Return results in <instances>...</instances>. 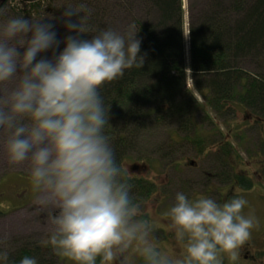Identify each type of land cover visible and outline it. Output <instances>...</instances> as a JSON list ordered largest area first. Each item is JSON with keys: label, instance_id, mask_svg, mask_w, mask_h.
<instances>
[{"label": "clouds", "instance_id": "1", "mask_svg": "<svg viewBox=\"0 0 264 264\" xmlns=\"http://www.w3.org/2000/svg\"><path fill=\"white\" fill-rule=\"evenodd\" d=\"M9 3L0 6V147L9 166L26 165L34 205L49 217L42 243L73 264H239L256 225L243 195L221 202L176 192L163 213L176 253L160 246L153 217L131 193L106 134L110 106L100 89L143 65L135 23L95 29L87 0H67L61 15L74 34L57 51L52 18L13 14ZM0 264L38 260L0 250Z\"/></svg>", "mask_w": 264, "mask_h": 264}, {"label": "trees", "instance_id": "2", "mask_svg": "<svg viewBox=\"0 0 264 264\" xmlns=\"http://www.w3.org/2000/svg\"><path fill=\"white\" fill-rule=\"evenodd\" d=\"M5 3L0 0V6ZM87 4L92 9L89 23L95 29L104 28L105 17L116 9L129 12L141 40V68L126 70L123 77L100 89L110 106L106 134L119 161L137 148L150 125L189 131L197 97L188 87V69L192 85L206 92L215 110L233 112L238 101L264 117V0H207L201 8L191 4L187 24L183 0H87ZM40 9L36 0L27 12ZM71 19L78 22L76 16ZM69 34L74 33L67 30ZM90 36L81 34V38ZM129 177L132 195L144 201L152 182L135 172ZM8 254L11 260L31 255L38 264H58L50 245L23 244Z\"/></svg>", "mask_w": 264, "mask_h": 264}, {"label": "rangeland", "instance_id": "3", "mask_svg": "<svg viewBox=\"0 0 264 264\" xmlns=\"http://www.w3.org/2000/svg\"><path fill=\"white\" fill-rule=\"evenodd\" d=\"M206 1L183 0L186 24L189 6L193 4L201 8ZM35 2L36 0H10L9 11L13 14L23 12L26 18L30 17L31 14L27 11ZM38 2L41 9L35 13L46 15L45 20L52 18L50 22L54 24L57 38L61 40L57 49L59 51L64 47L63 38L68 30L61 15L65 8L63 4L67 0ZM134 11H139L137 5ZM112 13L114 15H109V18L105 17L104 28L111 26L123 31L132 23L133 17L129 12L127 14L116 9ZM111 16L114 18H110ZM39 55L50 56L51 50L38 54L37 58ZM186 66H189L188 54ZM254 66L257 67L256 64ZM187 78L188 87L197 97L196 106L191 113L192 121L188 126L191 131L184 132V129L177 126L150 125L141 134L137 148L122 163L128 174L135 172L137 176L152 182V188L145 200L141 201V206L154 219V234L161 247L172 249L176 253L180 251L175 247L163 217V213L174 203L176 192H184L189 196L193 193H206L222 202L225 200L223 193L233 191L247 199L245 212H251L256 218V225L251 230V246L247 249L244 246L239 264H252L244 258L245 254H254L256 262L264 264V148L261 147L264 146V117L238 101L234 102V111H229L228 114L215 110L209 105L206 92L202 94L192 85L189 69ZM227 149L231 151L223 152ZM222 153H228V157L223 154L226 161ZM228 163L234 165L240 174L248 176L249 180L259 181L258 185L253 184L251 187L250 181L243 179V185L230 189L228 183L232 178L221 181L215 178L220 173L219 165H226L224 177L230 174L232 177L233 168ZM207 187L208 191L205 190ZM210 189H213L212 192ZM33 197L34 193L26 175V165L9 166L6 154L0 147V250L10 252L23 244L45 245L42 241L47 238L52 225L48 215L34 205ZM51 249L58 255V264H73L70 258L57 254L52 247Z\"/></svg>", "mask_w": 264, "mask_h": 264}, {"label": "flooded vegetation", "instance_id": "4", "mask_svg": "<svg viewBox=\"0 0 264 264\" xmlns=\"http://www.w3.org/2000/svg\"><path fill=\"white\" fill-rule=\"evenodd\" d=\"M224 153H222V155H223ZM229 156V155H228ZM230 156H232V155H230ZM261 165V164H260ZM229 166L231 167V168H233V174H232V177H231V174L230 175H227V176H223V175H225V167H226V165H219L218 166V168H219V172L220 173H218V176H216L215 178H217L218 180H224V179H227V178H232V181H230V183H228L229 184V188L231 189H234L235 187H237V186H241V185H243L242 184V180L244 179H247V180H249V178H248V176H246V175H242V174H240L236 169H235V166L234 165H232V164H229ZM255 171V170H254ZM253 171V172H254ZM214 175H212V177H213ZM249 177L251 178V176L249 175ZM250 181V184H251V187H253V184H257L259 181H252L251 179L249 180ZM258 185V184H257ZM206 191H208L209 190V187H207L206 189H205ZM212 190L213 189H210V192H212ZM10 192H12V190L10 191ZM196 192V191H195ZM193 193V192H192ZM223 193V192H222ZM234 193L235 192H231V193H228V194H225V193H223L224 194V198L225 199H228L229 197H231V196H233L234 195ZM12 194V193H11ZM192 196H194V195H199V193H193V194H191ZM220 196L222 197V194H220ZM3 202V201H2ZM17 208V207H16ZM0 211H2L1 209H0ZM251 246V241L249 240L247 243H246V245H245V249H247L248 247H250ZM244 258L245 259H247V260H250L251 261V263L252 264H258L257 262H256V257H255V255L254 254H245L244 255Z\"/></svg>", "mask_w": 264, "mask_h": 264}, {"label": "bare ground", "instance_id": "5", "mask_svg": "<svg viewBox=\"0 0 264 264\" xmlns=\"http://www.w3.org/2000/svg\"><path fill=\"white\" fill-rule=\"evenodd\" d=\"M39 1V0H38Z\"/></svg>", "mask_w": 264, "mask_h": 264}]
</instances>
